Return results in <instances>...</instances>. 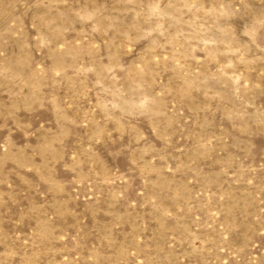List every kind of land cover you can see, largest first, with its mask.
Instances as JSON below:
<instances>
[{
    "label": "rangeland",
    "instance_id": "1",
    "mask_svg": "<svg viewBox=\"0 0 264 264\" xmlns=\"http://www.w3.org/2000/svg\"><path fill=\"white\" fill-rule=\"evenodd\" d=\"M0 264H264V0H0Z\"/></svg>",
    "mask_w": 264,
    "mask_h": 264
}]
</instances>
